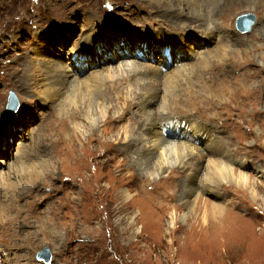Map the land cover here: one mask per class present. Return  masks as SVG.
Returning <instances> with one entry per match:
<instances>
[{
    "label": "rangeland",
    "instance_id": "rangeland-1",
    "mask_svg": "<svg viewBox=\"0 0 264 264\" xmlns=\"http://www.w3.org/2000/svg\"><path fill=\"white\" fill-rule=\"evenodd\" d=\"M63 2L71 6L83 5L84 9L88 8L89 11L106 18L107 24L112 26L114 31L102 37V43L104 41L111 45L124 43L127 50H134L132 42L136 39L130 28L142 26L141 23L155 29L161 25L152 17L138 22L137 17L145 16L141 11L128 14L129 16L124 14L125 7L138 8L136 0H0V167L3 166L2 162H21L15 159L19 148L26 157L23 163L33 161L37 164L47 156H51L56 145H62L61 148L68 145L67 135L63 136L60 131L71 127L70 121L58 116L54 118L55 110L48 116L51 109L44 107L40 102H35L31 93H26L21 87L23 81L20 74H14L20 53L23 55L30 47L38 48L40 40H45L41 35L39 37L36 34L39 31L44 33L42 30H47L53 33V41L62 39L61 35L68 37L66 46L63 47L65 52L69 50L75 39L80 37L81 22L75 19V12L78 11L71 10L70 18H67L70 22L57 18L58 8L61 4L64 6ZM247 6L234 4L223 8L220 14L214 16L216 22H222L221 18L227 16L223 25L209 36L199 33L193 42L188 43L189 50L207 52L215 48L224 36L221 28L228 27L231 35L237 39L248 37L253 31L256 32L260 25L259 9L246 8ZM247 14L253 16L255 25L253 24L254 27L250 32L242 33L236 27V19L240 15ZM148 19L152 20L148 21ZM72 20L76 24L73 25ZM151 21H154L152 22L154 24H151ZM121 27L128 30L123 33L115 31ZM57 28L63 33L60 34ZM259 34L257 33L258 43L252 44L251 47L258 46L256 51L264 53V43ZM98 46L97 43L94 50H97ZM90 52L92 50L85 54ZM136 53L143 62L150 61L149 63L154 65L161 62L156 61L159 59V54L162 55L161 48L153 49L156 58L151 60H147L143 52ZM262 57L264 58V55ZM64 58L63 61L67 62L68 53ZM91 61L94 62L93 59ZM228 61L239 67L231 73L233 77L237 78L240 76L238 74L243 72L247 78L246 83L241 84L243 97L257 87L259 79H264L263 60H246L245 56H238ZM101 62L91 65V69L88 70L103 65L104 61ZM172 63L171 61L169 65ZM242 63L247 66L240 67ZM108 64L109 62H105L106 66ZM161 64L158 66L159 71ZM80 65L87 66V63ZM213 68L218 71L205 73L202 77L205 80L215 79L224 82L226 69ZM252 69H261V77L251 78ZM203 78L199 81L203 82ZM140 81L132 73L118 78L111 86L110 91L113 95L109 96L104 92L105 102L107 104L114 102L121 107V111L126 110L129 104L130 110L127 109L125 121H129L131 126L137 128H145L151 121L154 111L172 113L182 119L198 120L200 116L202 120L207 119V122L218 123L221 135L227 137L226 141L232 144L236 152L237 160L233 163L234 167L239 171H247L258 182L260 185L258 196L252 198L251 194L241 187L224 183L230 187L231 192L235 193L234 196L232 193L228 194L227 201L233 202L234 199L238 201L236 209L227 206V211L235 216L236 221H229V227L220 232L218 226V228L214 227L215 218L208 215L210 226L191 227L190 224L195 218L185 216L187 207L181 202L177 203L176 199L177 192L186 182L185 177L188 173H183L176 167L166 173L161 180L157 179V182H153L147 174L139 170L136 164L139 154L134 150H125L120 144L115 143L113 139L124 123L114 119L115 117L113 119L109 117L111 120L100 121L96 133L87 132L75 142L79 149V158H82L81 162L74 158L68 163L59 159L56 162L57 170H50L46 173L45 180L24 191L16 201L14 200V210L11 214L15 218H12L14 219L12 223L6 222L9 220L4 221L6 223L0 221V264L27 262V264H264V176L260 177L261 171L252 168L254 165L264 169V96L254 95L247 100L237 102L233 96L228 97L230 94L228 93L220 95L217 99L219 101L217 103L221 105L218 109L210 105L203 108L199 103L194 105L191 102H184L177 110L172 99L165 96L164 104L151 107L153 102H160L161 92L146 91L141 89L143 87L141 84L136 86L139 90H131V87ZM10 91L15 92L21 100L16 112L7 111ZM180 92L182 91L178 90L174 94ZM186 97L183 93L182 96H176V101ZM21 105L31 112H21ZM213 110L219 112L217 116ZM160 112L158 113L165 114ZM187 112L192 115L189 116ZM7 119H11L8 124V134L3 135L2 124ZM74 120L83 121L81 116H75ZM71 130L72 128L69 132ZM59 137L60 140H57L53 146V142ZM61 148L55 154L59 158L63 157L60 156ZM240 160L250 166L242 168L238 163H241ZM126 189L130 190L131 196L136 195L131 202L124 200L122 195V191ZM159 192L160 197L154 196ZM202 196L209 200H222L207 195V192H203ZM73 206L74 212L71 211ZM173 209L177 215L172 222ZM27 211L33 217L28 223L23 224L24 218H27L25 216ZM197 213L203 215L202 209L198 208ZM42 217H45L46 221L41 222ZM45 223H48L49 228L54 225L57 231L64 233V242L60 246H57L58 242L52 241L51 234L47 232L49 229L42 231L38 229L40 224L43 228L46 227ZM44 248L50 251V263L37 257V253ZM6 258H9L8 263L4 262Z\"/></svg>",
    "mask_w": 264,
    "mask_h": 264
},
{
    "label": "bare ground",
    "instance_id": "bare-ground-1",
    "mask_svg": "<svg viewBox=\"0 0 264 264\" xmlns=\"http://www.w3.org/2000/svg\"><path fill=\"white\" fill-rule=\"evenodd\" d=\"M136 4L138 8L125 7L124 14L130 15L141 11L144 12L145 16L137 17L138 22H143L148 17H152L164 27L159 25L155 29L148 24L141 23L140 25L142 26L137 25V27L130 28L136 37L135 41L132 42L134 50H127L126 46L124 47V43L123 45H111L105 41L102 43V37L114 31L112 26L107 24L106 18L89 11L88 8L87 10L84 9L83 5L71 6L67 2H63L64 6L61 4L58 8L57 18L64 22L69 21L67 19L70 18L69 14L72 11H78L75 12V19L81 22L80 37L75 39L69 50L65 52L63 47L66 46L68 37L61 35L62 39L53 41V33L42 30L44 33H40V31L36 33L39 37L41 35L42 38H45L44 41L40 40L39 47L29 46L30 49L26 53L23 55L20 53L18 56L17 60H19V63L16 62L18 66L14 74H20L23 81L21 87L25 89L26 93H31L35 102H40L44 107L51 109L48 116L55 110L54 118L58 116L65 121H70L71 127L60 131L63 136L66 137L67 135V147L61 148L62 145H56L53 154L51 153V156H47L41 162L37 164L33 161L23 163L26 157L21 148L17 149L15 154V159L21 162H2L3 166L0 167L1 222L14 220L12 218H15V216L11 214L14 210V200L16 201L18 196L24 191L30 190L31 187H35L37 183L45 180V175L50 170H57L56 162L59 159H63L66 163L73 158L81 162L82 158H79V149L75 142L79 141L81 136L84 137L87 132L96 133L102 119L107 120L114 117V119L123 122L124 125L113 140L116 141L115 143L120 144L123 149L134 150L139 154V159L136 158V164L139 166V170L147 174L153 182L161 180L166 173L176 169V167H178L177 170L188 173L186 177L183 174L186 182L179 189L181 191L178 190L176 199L177 203L181 202L187 207V212L184 215H189L188 217H192V219L195 218L190 224L192 225L191 227L197 225L210 226L208 215H212L215 218L214 222L216 225L214 224V227L218 226L219 228H217L220 229V232L229 227V221H236L235 216L227 211V206H232L236 209L238 201L235 199L233 202L227 201L226 196L230 193L234 196L235 193L231 192L230 187L225 184L241 187L248 191L252 198L258 196L260 188L258 182L247 171H239L234 167L233 163L237 160L236 152L232 148V144L226 141L227 137L225 138L221 135L218 123L207 122V119L202 120L200 116L198 120H193L192 118L182 119L172 113L166 114L165 112L154 111L148 125L145 128H137L136 126H131L129 121H125L127 109L130 110L129 104L126 106V110L121 111V107L114 102L109 104L105 102L104 92L112 96L113 94L110 90L111 86L114 85V81L132 73L141 81L131 87V90H139L136 86L141 84L143 85L141 89L161 92L160 102H153L151 107L156 106V104H164L165 99L163 98L165 96H169L172 99L176 110L181 108L184 102H191L194 105L199 103L203 108H207L210 105L218 109L221 105L217 103L219 102L217 99L220 95L228 93H230L228 97L230 95L233 96L237 102L247 100L254 95L264 96V79L261 78L257 82V87L243 97L241 84H245L247 78L243 75V72L238 74L240 75L239 77H233L231 73L235 69L238 70L239 67L228 61V59L238 56H245L246 60L261 59L264 62L262 57L264 53L256 51L258 46L251 47L252 44L254 45V43L259 41L257 33H260L261 41L264 43V0H136ZM234 4L248 5L246 8L258 7L260 25L256 32L253 31L248 37H238L237 39L231 35L228 27L221 28L224 36L221 37L215 48L207 52L194 49L190 51L188 43L193 42L199 33L209 36L218 30L227 16L221 18L222 22H216L214 16L220 14L227 5ZM75 7L79 8L73 9ZM50 10L52 11L53 9ZM73 20L71 23L74 25L76 22ZM150 20L152 19H148V21ZM152 22L154 21L150 23L154 24ZM57 30L60 32L59 28ZM125 30L128 29H125V27L115 29V31L122 33ZM58 31L55 32L59 33ZM62 33L63 31L61 30L60 34ZM250 36L251 39L249 40ZM97 43L99 44L98 49L94 50ZM17 47L19 46L17 45ZM171 47L173 48L172 65H169V60L164 54H159V59L156 60L161 61L162 64L158 62L157 65H154L150 64V61L147 63L143 62L135 52L136 49L143 51L146 59L151 60L156 58L153 53L154 48L157 50L162 48L163 52L170 53L169 48ZM91 50L92 52L85 54ZM66 53H68L67 62L63 61ZM74 55L85 56V60H81L79 56L73 58L72 56ZM91 59L96 63L92 62ZM101 61H104L103 65H98L96 69L90 70L91 65L100 64L102 63ZM88 62L90 63L88 64ZM105 62H109V64L106 66ZM81 63H87V66H81ZM159 64H161V71L158 69ZM246 66L245 63L240 65V67ZM213 67L226 69L227 75L224 82L216 81L215 79L205 80L202 77L205 73L214 72L216 69ZM88 68L90 69L88 70ZM163 68H165V71H163ZM251 71V78L261 77V69H252ZM77 73L79 74L78 76ZM201 78H203V82L199 81ZM178 90L182 91L187 97L176 101V96L183 95L182 92L174 94ZM19 93L22 95V92L19 91ZM17 103L18 105L21 103L20 97ZM21 107V112H31V110H25L23 105ZM188 111L192 110L189 109ZM158 112L165 114L162 115ZM213 112L215 116L219 113L217 110H213ZM187 113L189 116L192 115V113ZM75 116H81L83 121L74 120ZM180 120L181 122H178ZM10 121L11 119L3 121V135L8 134ZM71 128L72 130L69 132ZM223 132L225 133L224 130ZM257 135L259 136L260 134ZM43 137L47 138L48 135H43ZM60 137L58 139L55 138L53 146L57 140H60ZM59 148H61L60 156H63L61 158L55 155L58 153ZM240 161L241 163H238L242 165V168L250 166L247 162ZM252 168L261 171L260 177L264 176L262 167L253 165ZM178 173L180 174V171ZM203 192H207V195L221 198L222 200L203 198ZM122 195L124 200L129 202L136 197L135 194L131 196L129 189L122 191ZM159 195L161 196L160 192L154 196L158 197ZM191 206L192 208H190ZM74 208L73 206L72 212H74ZM198 208L202 209L203 215L197 213ZM174 209L172 210V217L170 216L172 222L177 215ZM197 214L201 216L198 217ZM25 216L27 218H24L23 224L28 223L29 219L33 217L29 212ZM43 221H46L45 217L41 218V222ZM47 224L45 223L46 227L44 228L40 224L38 229L40 231L49 229L47 232L51 234L52 241L58 242L57 246H60L64 242V233L57 231L54 225L49 228ZM4 262L8 263L9 258L4 259Z\"/></svg>",
    "mask_w": 264,
    "mask_h": 264
},
{
    "label": "water",
    "instance_id": "water-1",
    "mask_svg": "<svg viewBox=\"0 0 264 264\" xmlns=\"http://www.w3.org/2000/svg\"><path fill=\"white\" fill-rule=\"evenodd\" d=\"M253 24V16L251 15H240L236 19V27L239 31L245 32L250 30L251 25ZM17 96L13 91H10V96H9V101L7 105L8 111H15L18 108V103H17ZM37 257L39 259L45 260L46 263H49L51 261V255L50 251L48 248H44L42 251L37 253Z\"/></svg>",
    "mask_w": 264,
    "mask_h": 264
}]
</instances>
